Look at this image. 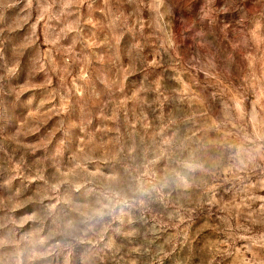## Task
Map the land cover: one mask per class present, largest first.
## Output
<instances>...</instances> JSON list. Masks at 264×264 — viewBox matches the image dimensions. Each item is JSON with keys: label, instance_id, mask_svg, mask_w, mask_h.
Returning a JSON list of instances; mask_svg holds the SVG:
<instances>
[{"label": "rangeland", "instance_id": "374dc122", "mask_svg": "<svg viewBox=\"0 0 264 264\" xmlns=\"http://www.w3.org/2000/svg\"><path fill=\"white\" fill-rule=\"evenodd\" d=\"M0 264H264V0H0Z\"/></svg>", "mask_w": 264, "mask_h": 264}]
</instances>
